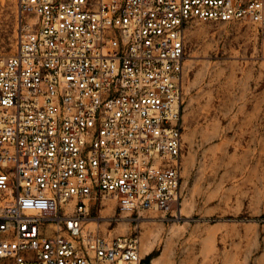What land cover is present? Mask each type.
Listing matches in <instances>:
<instances>
[{"label": "built area", "instance_id": "1", "mask_svg": "<svg viewBox=\"0 0 264 264\" xmlns=\"http://www.w3.org/2000/svg\"><path fill=\"white\" fill-rule=\"evenodd\" d=\"M17 10L14 48L0 53V257L141 264L139 237L109 226L125 215L135 229L143 212L178 203L187 27L248 23L264 43V0H17ZM110 206L117 217L91 214Z\"/></svg>", "mask_w": 264, "mask_h": 264}, {"label": "rangeland", "instance_id": "2", "mask_svg": "<svg viewBox=\"0 0 264 264\" xmlns=\"http://www.w3.org/2000/svg\"><path fill=\"white\" fill-rule=\"evenodd\" d=\"M18 24L17 0H0V53ZM184 52L178 203L109 227L139 237L141 264H264V43L248 23L193 20Z\"/></svg>", "mask_w": 264, "mask_h": 264}, {"label": "bare ground", "instance_id": "3", "mask_svg": "<svg viewBox=\"0 0 264 264\" xmlns=\"http://www.w3.org/2000/svg\"><path fill=\"white\" fill-rule=\"evenodd\" d=\"M90 225H93V223H91Z\"/></svg>", "mask_w": 264, "mask_h": 264}]
</instances>
